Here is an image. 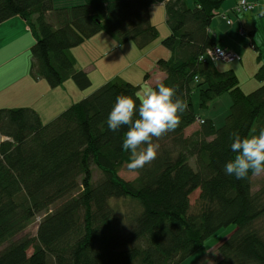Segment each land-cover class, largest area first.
<instances>
[{"label":"trees","instance_id":"trees-1","mask_svg":"<svg viewBox=\"0 0 264 264\" xmlns=\"http://www.w3.org/2000/svg\"><path fill=\"white\" fill-rule=\"evenodd\" d=\"M192 1L0 0V23L20 15L35 37L31 76L52 87L73 79L82 91L92 79L77 68L71 48L103 30L146 48L160 34L150 8L162 3L170 27L162 45L171 54L158 58L166 73L159 82L174 86L188 105L180 125L158 141L157 158L131 180L120 175L129 162L122 148L127 126L113 132L107 117L120 94L139 104L141 84L107 80L50 122L33 107H0V264H189L230 225L235 230L217 244L215 264H264V229L257 225L264 184L254 191L251 172L246 179L224 172L235 156L230 134L250 137L264 128V7L261 26L247 32L262 83L248 92L234 68L205 58L217 45L210 27L224 0ZM224 93L225 117L196 111L194 99L210 107ZM121 199L133 203L132 211L120 215ZM38 217L36 235L17 236Z\"/></svg>","mask_w":264,"mask_h":264},{"label":"crops","instance_id":"crops-1","mask_svg":"<svg viewBox=\"0 0 264 264\" xmlns=\"http://www.w3.org/2000/svg\"><path fill=\"white\" fill-rule=\"evenodd\" d=\"M80 1L81 0H58L56 5L69 6L73 2H80ZM238 1L239 0H224L222 2L223 4L220 6L218 10H216L217 14L215 15L211 23L210 33L214 35V37L216 38L218 46H223L230 50L233 49L236 52H238L242 57V60H240L242 62L241 64H243L245 54L251 48L250 37L247 34V32L252 31L253 29L257 28V26H261L262 23L261 12H263V6L261 5L258 6L254 10L250 11V13L252 14L248 15L247 11H241V13L235 11V7L238 4ZM187 2L190 5H193L192 0H187ZM155 5H161L163 9L165 8V5H163L162 3H158ZM155 5L150 8L151 20L153 19L152 12L154 11L153 8L155 7ZM158 11L160 12V10ZM228 20H230L231 22L228 23ZM16 25L17 26L24 25V27H20L21 34L18 35L17 38L13 37L11 40L7 42V44L16 45L15 44L16 40L20 38V36L24 33L25 35H23L20 38V40L23 37L24 39L27 38L28 41L26 42H28L29 44V47L28 46L27 47L31 48L32 42L34 43L35 41V37L33 33H31L28 22H26L25 19H23L20 15H16L15 17H12L8 20H5V22L3 23H0V38H1L0 40H2V38H4L3 36H5L6 33L10 31L12 28H14V26L16 27ZM169 33H170V27H169ZM157 40L151 43L150 45L146 46V48L141 49L137 46L136 43L132 41L125 42L124 44L119 43L118 41L113 39L108 32L103 30L97 35L92 36V38L86 40L84 43H81V45L71 48L70 53H72L76 59L77 68L85 70L91 76L92 71L94 69L99 68L97 67L99 63L101 64L102 69L109 68L115 62V59H122V60L125 59V57H128L127 53L130 51V49H133L135 51V60H136L135 63L137 65L136 69L138 71H141L142 75H138L136 74V72H132L128 74L129 72L128 67L129 65L132 64L129 63L128 65L125 64V66H119L120 69L116 71V73L112 75L110 78H108L104 74V76H102L101 82L104 84L105 81L107 80L114 79L115 77H119L121 79L128 80L136 84L137 83L141 84L142 88L140 90V93L142 94L143 88L149 86L153 87L155 84L159 83V81L166 76V73L164 71L159 70L157 68V62L159 60L158 58L160 57L168 58V56H170L171 54V51L170 49H167L162 45V40L161 41H157ZM97 41H99V43H97ZM114 43L115 45L113 47ZM86 51H88L89 53L93 51L98 52V55L95 57V59H93V61L81 64L79 55L86 53ZM112 53H114V57L111 56ZM1 56L3 55L0 54V57ZM14 56H18V55L15 54ZM99 58H101V60ZM25 63L26 64L28 63L27 65H30L31 54L29 55L28 60H26ZM19 64H21V62L16 61V63L8 65L9 66L8 68L17 69ZM229 64L230 66H232L231 64L233 63H229ZM236 67L237 66H233V68L237 73ZM144 73L145 76L143 77ZM25 76H26V68H25V75L23 74V77ZM27 76L28 77L24 79V84L22 83L20 84L19 82L15 86L17 97L19 95L25 96L26 94L29 95L31 94L32 97H30L29 99L24 98L25 100L23 101L24 103H26L24 105H27V107L35 108L38 111L40 118H42L43 121H45V117L46 118L53 117L52 118L53 120L57 115L60 114L59 112L61 111L63 112V110L68 108L71 104H73V102H76L82 99L83 96H85V94H83V92H81L78 89V86L76 85L73 79L66 80L65 82L62 83V86L52 87L49 86L48 82L45 79L42 78H40L39 80L35 79L33 76H31L29 70L27 72ZM132 77H135V80ZM1 80L2 79L0 78V83H2ZM3 89L4 88L0 86V96H2L1 94L3 92L2 91ZM69 90L71 92H75L76 97L73 98L71 97L70 99L68 95ZM61 106H63V108ZM203 115L206 116L208 114L206 115L203 114ZM197 125L198 123L193 124V126L187 129L186 133L189 135L192 134L193 130L197 128L196 127Z\"/></svg>","mask_w":264,"mask_h":264},{"label":"rangeland","instance_id":"rangeland-1","mask_svg":"<svg viewBox=\"0 0 264 264\" xmlns=\"http://www.w3.org/2000/svg\"><path fill=\"white\" fill-rule=\"evenodd\" d=\"M153 9H154V11L152 12V17H153L152 20H153L155 26H157L159 28V31H160V34L157 37L158 38L157 41H161L164 38H166L167 35L169 34V27L167 26V23H166L165 8L163 9V7L161 5H155V7ZM158 10H160V12ZM247 14L250 15L252 13H250V11H247ZM20 27H24V25H20V26L16 25V27L14 26V28H12L10 31H8L6 33V35L3 36L4 38H2V40H0V54L3 55L0 57V68L3 67L2 69H0V78L2 79L1 80L2 83H0V86H2L4 88L2 90L3 92L1 94L2 96H0V107L9 108V107L27 106V105H24V104H26L23 101V100H25L24 98L29 99L30 97H32L31 94L30 95L26 94L25 96L19 95L17 97L16 87H15L17 85V83H19V82H20V84L21 83L24 84V79L26 77H28L27 76L28 70L30 72L31 65H27L28 63L27 64L25 63L26 60H28V57L30 55V48H28L29 44H28V42H26L28 40H27V38L24 39V37L20 40V38L23 35H25L23 33L20 36V38H18L16 40V43H15L16 45L7 44V42L9 40H11L13 37L17 38L18 35L21 34ZM97 43H99V41H97ZM32 45H33V42H32ZM114 45H115V43L113 44V47H114ZM106 48H108V47H106ZM15 54H17L18 56H14ZM127 54H128V57H125V59H123V60L122 59H115V62L109 68L102 69V66L99 63V65L97 66L99 68L94 69L91 73V76H90L92 79V84H93L92 87H90L89 89L84 90V91L79 89V87H78V89L81 92H83V94H90L91 92H94L95 89H97L98 87L103 85V83L101 81H102V76H104V74L108 78H110L112 75H114L116 73V71H118L120 69L119 66H125V64L128 65L129 63H132V64L129 65V67H128V69H129L128 74H130L132 72H136V74L142 75L141 71H138L136 69L137 65L135 63V61H136L135 60V51L133 49H130V51ZM97 55H98V52L93 51V52L89 53L88 51H86V53L79 55V59H80L81 64L82 63L84 64V63L93 61V59H95V57ZM111 56L114 57V53H112ZM99 59L101 60V58H99ZM16 61L21 62V64L18 65L17 69L16 68H14V69L8 68L9 67L8 65L14 64V63H16ZM24 63H25V65H24ZM241 63H242L241 61L237 60V61H234L233 64H231L232 66H230L229 63H223L221 65V67L225 64H227V65L224 68H233V66H237V67L239 66L238 68L236 67V70H237V73H238L237 75L240 79V83H241L242 88L248 92L253 91L258 86H260L262 82L259 81L257 79V77L255 76V73L258 70L260 65L257 61L256 52H255V50L252 49V47L246 52L245 58L243 60V64H241ZM22 65H24V66H22ZM25 68H26V76L23 77V74L25 75ZM144 76H145V73H144L143 77ZM132 78L135 80V77H132ZM16 81H18V82H16ZM20 84H19V86H20ZM144 89L145 88H143V90ZM75 94H76L75 92H71L69 90L68 95H69L70 99H71V97L72 98L76 97ZM229 98H230V95L228 93H224V95L220 96L217 99V101L213 103L212 106L203 107V108H200V106L197 104L198 101L196 99H194L193 101H195L196 111L198 113H200L201 115L208 114L211 116V115H214L215 112H217L219 115L224 114V117H225V115H226V113L230 107V99ZM61 107L63 108V106H61ZM61 112H59V113H61ZM208 115H206V116H208ZM52 118H46L45 117L44 122H49L50 120H52ZM196 127L198 128L199 124ZM96 174H97V172H95L94 180L98 177V175H100V170L98 171L97 176H96ZM120 175L124 179L131 180L137 175V172H130V171H128L127 168H123L120 171ZM252 184H253L254 191L260 189V187L264 184V174H262L260 176H253ZM198 192L199 191L197 190L194 194L191 195L192 202H195V200L197 198L196 196L198 195ZM115 205L117 206V209H118V212L120 213V215H122L126 212H130L134 208L133 203L131 205V203H129V201H127L125 199H121L119 201H116ZM40 219H41V217H38L36 219V222L32 223L26 229V231L24 233L19 234L17 236L19 237V236H22L26 233H29L31 235H36L37 228H38L37 224L39 223ZM257 225L260 227H263V229H264V218H262L261 221L259 220L257 222ZM234 230H235L234 225L222 227L221 229H219V231H217L216 233H214L213 235H211L207 239L205 247L206 248L209 247V248L206 250V252L203 251V252H200L199 254H197L195 256H192L191 259H188V263L189 264L190 263H192V264H215V262H217L216 260L220 256L219 252L217 250V244L220 243L222 240H224V238H226ZM32 252H33V248H31L29 250V253H32ZM186 263H187V261H185V263H182V264H186Z\"/></svg>","mask_w":264,"mask_h":264},{"label":"clouds","instance_id":"clouds-1","mask_svg":"<svg viewBox=\"0 0 264 264\" xmlns=\"http://www.w3.org/2000/svg\"><path fill=\"white\" fill-rule=\"evenodd\" d=\"M210 57L215 63L212 53ZM187 107L186 101L177 96L176 88L163 82L155 87H146L139 104L129 95L116 97L107 117V126L113 132L127 126L122 148L130 153L128 171L138 172L157 158L158 141L180 125ZM230 140L235 156L226 162L225 174L237 179H246L250 172L253 176L264 174V128L259 130L258 135L243 138L239 132L233 131Z\"/></svg>","mask_w":264,"mask_h":264},{"label":"built area","instance_id":"built-area-1","mask_svg":"<svg viewBox=\"0 0 264 264\" xmlns=\"http://www.w3.org/2000/svg\"><path fill=\"white\" fill-rule=\"evenodd\" d=\"M264 7V0H239L238 4L235 7V11L241 13V11H252L253 9L257 8L258 6ZM215 14H217V11H215ZM231 21L228 20V23ZM212 53V56L216 58V62L214 63L215 66H218L222 64L223 62H233L234 60L241 59V55L236 52L235 50H230L223 46L215 45V47L208 49L205 53V58H209L213 61V59L210 57Z\"/></svg>","mask_w":264,"mask_h":264}]
</instances>
